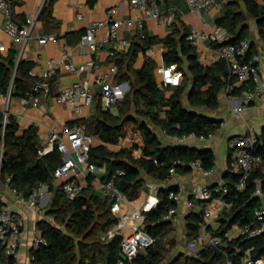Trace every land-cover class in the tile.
<instances>
[{"label": "trees", "instance_id": "obj_1", "mask_svg": "<svg viewBox=\"0 0 264 264\" xmlns=\"http://www.w3.org/2000/svg\"><path fill=\"white\" fill-rule=\"evenodd\" d=\"M20 1L8 0L14 18V5ZM55 1L47 0L39 14V20L46 29L59 23L53 15ZM241 4L244 5L246 13ZM246 14L255 19L260 39L264 42V2L230 0L222 6L221 13L215 20L217 25L227 30L229 39L211 45L218 48L226 43L249 40L247 38L250 37V28L246 22ZM15 20L24 23L26 18ZM189 33V29L182 31L175 28L172 34L162 40L166 48L163 53L165 65L177 63L183 71L180 85L168 87L161 84L156 75L157 63L151 58H147L141 68L133 67L138 53L145 52L157 42V38L143 33V38L132 44L131 51L120 52L112 58L118 66V83L128 82L130 86L125 96L116 103L118 112L104 109L100 95L97 100L94 98L96 103L93 113L88 118L76 121V124H85L87 130L101 141V144L92 148L89 164L105 167L104 181L117 171L123 170L124 174L116 177V184L129 200L137 199L146 189L147 177L159 183L171 179L169 172L173 166L178 174H185L193 170L190 163L196 160H200L208 170L216 164L211 150L186 144L166 146L160 140L158 131L151 128L153 124L170 136L191 133L207 136L214 134L221 125V120L200 109L217 110L221 104L222 93L235 78L231 76L224 60H218L212 65L203 63L196 46L187 40ZM255 46V42H251V50L245 60L256 54ZM33 67L34 63L30 60L21 58L18 63V50L15 47L10 48L7 55L0 54V95L7 98L11 93V100L22 98L39 80L31 75ZM56 77L49 81L51 96L58 94L55 87ZM249 86L245 84L236 87L233 94H243ZM168 91L171 92L169 95ZM140 103L145 108H139ZM134 106L141 120L133 115ZM144 119L150 120L151 124ZM4 120L5 114L0 110L1 180L10 178L9 184L25 196L40 184H46L49 191L53 192L48 205V216L54 219L41 220L38 223V229L47 243L32 249L31 264H116L120 257L123 232L118 231L113 238L104 239L107 231L119 218L112 212V201L98 194L94 188L95 175H88L87 185L79 196L74 199L67 198L54 185V172L63 162V155L57 146L49 142L43 144L38 127L34 124L20 133V125L15 115L8 114L6 127L3 126ZM132 121L137 123L144 140L143 153L138 158L133 155V147L111 150L107 146L118 144L127 124ZM254 151L264 158V129L257 135ZM179 161L185 162V165L179 164ZM236 182L226 186L227 193L224 195L233 206L220 214L221 225L212 231V234L223 238L220 250L204 247L196 256L183 255L169 264H226L228 258L238 263L249 249L254 257L264 255V234L253 238L241 236L231 240L225 237L234 225L241 226L252 222L255 210L263 207L264 164L252 172L243 190L237 189ZM258 184L261 185V195L256 194ZM171 191L179 192V187L172 185L160 189V203L148 214L145 221L146 232L156 241L140 252L132 264L164 263L168 251L165 239L175 228L173 219L177 214L169 219L165 216L178 206L169 199ZM206 206L207 201L195 200V207L186 225V237L189 241H196L198 238L199 224ZM11 263L12 259L5 257L3 249L0 248V264Z\"/></svg>", "mask_w": 264, "mask_h": 264}, {"label": "built area", "instance_id": "obj_2", "mask_svg": "<svg viewBox=\"0 0 264 264\" xmlns=\"http://www.w3.org/2000/svg\"><path fill=\"white\" fill-rule=\"evenodd\" d=\"M167 0H130L132 8L139 12L133 20H124L117 17V9L110 7L107 11V17L104 20H97L90 23L84 33L81 35L80 43L86 45L92 58L86 62L84 69H90L92 72L98 71L101 64L97 57L104 45L108 41L118 40L119 28L125 25L127 28H132L137 24L138 29L143 30L146 22L149 19L157 20L160 26L171 24L173 16L165 14L162 11L160 4ZM189 10L197 16H202L203 10L212 8L221 9L222 6L230 0H185ZM40 11L36 15H29L26 17L24 23H19L13 18V13L10 8L8 0H0V34H5L13 42H21L26 46L30 39L34 36L35 29L39 20ZM3 18V21H2ZM79 19H85V16L78 14ZM209 26L208 23H206ZM101 29H107L104 39L97 38V32ZM229 39V33L225 28L215 25L210 30L200 29L193 30L187 35V40L196 46L197 51L203 50V44L209 42V49L214 51L215 61L224 60L227 62L231 76L235 78L226 87L224 93L227 95L233 94L236 87L248 84L250 85L243 93L241 101L233 106L232 112L241 116L248 108L255 102L260 101L264 107V82H263V68L259 64L258 55H253L249 60H245L251 50V42L249 40H241L236 43H226L218 48H214L211 44L223 43ZM39 43L48 44L49 41H57L54 35H43L39 37ZM121 45L125 48L130 46V41L123 39ZM3 47V44L0 43ZM124 49L117 47L109 50L112 58L116 57ZM154 53V49H150ZM203 62V61H202ZM63 69L71 72H77L78 68L72 60L70 51L66 50L61 57H52L47 61V68L37 76L34 71L31 75L39 78L33 87L26 92L21 98L23 106H42L43 99L51 95V85L49 81L56 77ZM118 66L112 60L109 73L105 76L96 77L95 82L101 86L102 106L104 109H112L119 100V94L116 87L109 80V77L116 75ZM161 80L160 83L164 86L173 87L181 84L183 79V71L179 68L177 63L169 65H162L160 68ZM93 83L87 79L80 81L71 86L61 87L58 94L55 96L59 104H66L74 110L75 113L81 114L84 110L90 107L94 102ZM11 98L7 97V105L0 108L5 114L3 126L6 127L8 114L10 113ZM214 134L197 135L191 133L184 136H172L176 144H186L192 139H211ZM257 133L254 130L246 135L234 137L230 140V146L236 149L234 156V163L239 169V177L236 182L238 190H243L252 174V172L264 164V158L261 154L254 151V144L257 139ZM96 136L87 130L85 124H74L72 126L53 124L50 128L47 142L55 144L57 149L63 155V162L56 168L54 172V183L62 190L65 196L69 199H74L81 194L85 184L83 179L87 178L89 174H95L98 169L105 172V167H98L95 164H89L90 152L96 142ZM119 148L133 147V154H138L141 157L143 153V144L131 137H123L118 143ZM157 162V160H155ZM179 164L185 165V162L179 161ZM193 170L201 173L212 175L214 168L205 169L200 160L190 163ZM170 177H175L178 173L173 166L170 168ZM124 171L119 170L111 178L106 181L94 180L93 185L96 190L102 193L103 197H107L112 201V212L119 218V221L110 228L104 239L113 238L118 231L123 232V237L120 244V257L116 264H132L133 259L142 251L151 246L156 239L150 236L145 230V221L150 212L157 208L160 203V198L155 192V195L140 209L139 207L126 211L125 202L126 196L123 191L116 184V177L123 175ZM10 178L2 181L0 177V248L3 249L5 257L12 259L11 264H21L20 248L23 244V223L18 218L12 205L5 203V197L2 193V187L11 188L14 192L17 202L26 204L41 212L43 206L42 200L48 195V186L40 184L35 187L33 191L25 196L23 192L18 191L10 184ZM151 188H157L155 184H150ZM161 187H165L164 185ZM159 188H157L158 190ZM227 193V188L224 186L211 187L206 184H195L191 189V198H187V205L192 210L195 207V200H204L209 203L206 206L203 218L199 224V235L196 242H200L205 247L219 249L222 245L223 238L212 234L210 231L216 218L224 211L232 208L233 203L228 201L224 195ZM256 194L261 195V185L258 184ZM169 199L175 201L178 205L182 203L184 197L181 193L171 191ZM177 207L172 208L165 216L166 219L172 218L177 214ZM240 235L253 238L264 233V207L255 210L254 220L245 225L239 226ZM230 233H226L225 237H231ZM47 242L42 233H38L33 241V249L45 245ZM239 250V249H238ZM32 259V257H31ZM103 264V263H100ZM226 264H264V255L254 257L246 253L241 260L236 263L232 258H228Z\"/></svg>", "mask_w": 264, "mask_h": 264}, {"label": "crops", "instance_id": "obj_3", "mask_svg": "<svg viewBox=\"0 0 264 264\" xmlns=\"http://www.w3.org/2000/svg\"><path fill=\"white\" fill-rule=\"evenodd\" d=\"M47 1V0H46ZM45 0H21L14 5L15 18L18 21L24 20L29 15H36L42 10ZM263 3L264 0H258ZM110 7H115L118 11L117 17L124 20H133L139 16V12L132 8L130 0H56L53 5V15L59 22L57 26L53 28H45L43 22L38 20L34 36L30 39L29 43L24 46L21 42H13L5 34H0V54L7 55L10 48L15 47L18 50V58L33 61L34 71L39 76L43 70L47 68V61L52 57L59 58L68 50L71 53L72 60L76 64L78 71L71 72L63 69L56 77L55 87L56 92L61 87L71 86L80 81L89 79L93 83L94 98L97 100L101 95V86L95 82L96 77L105 76L109 73L110 65L112 63V57L109 50L117 47L124 49L123 52L127 53L131 51L132 44L143 38V33H146L150 37L157 38V42L153 43L145 52L140 51L137 55L133 67L141 68L147 58L155 60L157 63L156 75L160 82V68L164 65L163 53L166 50L164 42L162 41L167 36L173 33L175 28H179L184 31L189 29L193 30L206 29L210 30L216 25V18L220 15L221 9H208L202 11V16H197L191 12L186 4L185 0H167L160 4L162 11L165 14L172 15L173 21L166 26H160L155 19H149L144 27V32L138 29L137 24H134L132 28H127L125 25L119 28L118 40L108 41L104 45L102 52L96 56L101 64V68L98 71L92 72L90 69H84L86 62L92 58V54L86 45L80 43L81 35L84 33L85 28L92 22L97 20H104L107 17V11ZM82 13L85 19H79L78 14ZM3 21V18H2ZM209 24V26L206 25ZM255 33V37H248L251 42H255L258 55L259 64L263 68V82H264V42L260 39L258 26L256 23V29L250 27V33ZM107 29H101L97 32L98 39H104ZM43 35H54L57 37V41L51 40L48 44L39 43V37ZM123 39L130 41V46L123 47L121 41ZM255 39V40H254ZM258 39V40H256ZM209 42L203 44V50L199 51L200 60L205 64L212 65L215 61L214 51L209 49ZM209 47V48H208ZM154 49V53L150 52V49ZM21 60V59H20ZM109 80L116 87L119 100H121L130 86L128 82L118 83L116 75L109 77ZM171 92L168 91V95ZM243 98V94H231L227 95L224 92L220 98V107L207 113L209 116L221 120L219 129L214 133L211 139L201 140L192 139L189 140L186 145L199 149H209L215 155L214 173L207 175L197 170L185 174H177L166 182H154V180L147 181L146 189L135 200H129L126 198L124 204L126 211H131L137 207L142 209L145 204L151 199L155 192L160 198L159 191L161 186L169 187L172 185L179 187V193L184 197L181 204L178 205V212L173 219L174 224L177 226H185L188 222V218L192 210L187 205V198H191L190 192L195 184H206L211 187L224 186L226 187L231 182H236V177L239 175V169L234 163V156L236 149L230 146V140L234 137L246 135L250 130H254L257 134H260L264 129V107L260 101L255 102L246 110L241 116H237L232 112L233 106L238 104ZM6 98L0 95V108H3L6 103ZM5 101V102H4ZM95 101L93 104L86 108L83 113L77 114L72 108L66 104H59L56 101L55 95L49 96L43 99L42 106H23L21 98H14L10 102V113L15 115L20 125V133H22L30 125L34 124L38 127L39 135L43 144L47 143L50 128L53 124L72 126L76 124L77 120L88 118L95 107ZM114 109V110H113ZM114 113L118 112V107L115 105L112 108ZM123 137H131L138 140L143 144L144 140L141 132L133 135H127V127ZM123 137L121 139H123ZM162 143L166 146L177 145L172 136L166 135L159 136ZM120 139V140H121ZM101 144L99 138H96L94 146ZM93 146V147H94ZM111 150H119L118 144L107 145ZM134 155V154H133ZM134 157L138 158V154ZM101 168V167H100ZM104 171L98 169L94 174V180H103ZM148 179V178H147ZM83 183L87 185V178H84ZM60 182H55L54 185H59ZM150 184H155L159 188H151ZM98 194L102 196V193L96 190ZM2 193L5 197V203L12 205L18 218L22 221L23 227V244L20 248L21 264H31V251L33 249L34 238L40 230L38 229V223L41 220H50L52 216H48V205L51 201L53 192L48 191V195L42 200L41 205L43 210L37 212L30 206L22 203H18L14 192L11 188L3 186ZM209 203L207 202V206ZM264 207V204H263ZM197 208V207H196ZM195 208V209H196ZM220 217L216 218L212 229L210 231L219 228L221 225ZM228 239L241 237L239 225H234L229 231ZM187 234V233H186ZM264 234V233H263ZM227 238V237H226ZM191 249L195 250L198 254L205 247L199 241H191ZM251 253V249L245 252Z\"/></svg>", "mask_w": 264, "mask_h": 264}, {"label": "rangeland", "instance_id": "obj_4", "mask_svg": "<svg viewBox=\"0 0 264 264\" xmlns=\"http://www.w3.org/2000/svg\"><path fill=\"white\" fill-rule=\"evenodd\" d=\"M241 7L244 9V11L246 13V9H245L243 4H241ZM246 18H247L246 22H247L249 28L252 27L253 29H256V21H255V19H253L252 17H250L247 14H246ZM250 37L254 38L255 37V33H252V31H251ZM256 40H258V39H256ZM160 79H161V76H160ZM186 98H187V95H186L185 99ZM5 101H6V103L4 104L3 107H5L7 105V98H6ZM139 108H145V107H143L142 103H140ZM200 110L204 111L206 113H211V111L208 110V109H200ZM93 111H92V113H93ZM132 113H133L134 116H136L137 120H141V118H140V116L138 114V111L136 110L135 106H134V109L132 110ZM144 120L147 123L151 124L150 120H148V119H144ZM151 128H153L154 130H157L159 136H165L164 132L161 131L159 128H156L153 124H151ZM138 132H140V130H139V128L137 126V123L135 121L129 122L127 124V135H133V134L138 133ZM149 179L150 178H148L147 181ZM150 180H152V179H150ZM53 219L54 218L51 217L50 221H53ZM165 241L167 242L168 251H167V254H166V257H165V260H164L163 264H169L175 258L181 257L183 255H191V256L198 255V253L195 250L191 249V247H190L191 241H189L187 239V237H186V229H185L184 225H182V226L175 225L174 230L167 236Z\"/></svg>", "mask_w": 264, "mask_h": 264}, {"label": "water", "instance_id": "obj_5", "mask_svg": "<svg viewBox=\"0 0 264 264\" xmlns=\"http://www.w3.org/2000/svg\"><path fill=\"white\" fill-rule=\"evenodd\" d=\"M46 1V0H45ZM13 18H14V16H13ZM15 19V18H14ZM20 57L18 58V63L20 62ZM10 98H11V93H10Z\"/></svg>", "mask_w": 264, "mask_h": 264}]
</instances>
